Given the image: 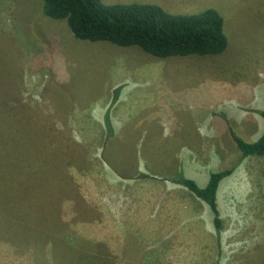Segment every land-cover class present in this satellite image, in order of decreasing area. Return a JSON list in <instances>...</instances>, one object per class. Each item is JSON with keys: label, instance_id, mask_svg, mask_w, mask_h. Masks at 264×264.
Masks as SVG:
<instances>
[{"label": "rangeland", "instance_id": "374dc122", "mask_svg": "<svg viewBox=\"0 0 264 264\" xmlns=\"http://www.w3.org/2000/svg\"><path fill=\"white\" fill-rule=\"evenodd\" d=\"M102 2L214 8L228 45L162 63L134 45L75 38L43 0H0V264H264V157L221 161L211 124L226 112L241 127L257 113L249 107L264 109V0ZM60 28L48 65L41 41ZM110 126L118 141L105 143ZM121 159L136 173L114 171ZM179 165L200 187L235 167L219 185L220 234L210 207L174 182Z\"/></svg>", "mask_w": 264, "mask_h": 264}, {"label": "trees", "instance_id": "16d2710c", "mask_svg": "<svg viewBox=\"0 0 264 264\" xmlns=\"http://www.w3.org/2000/svg\"><path fill=\"white\" fill-rule=\"evenodd\" d=\"M31 3H34V0H30ZM39 5L41 6L40 1ZM42 13L51 19H65L75 38L89 41H107L124 47L134 45L150 54L151 59L161 60L162 63H164L165 58L172 56H182L184 58L191 54L199 56L219 54L228 45L223 30V18L214 8H207L193 14H173L152 3L105 4L102 0H43ZM50 33H52L50 34L51 41H41V44L45 46L47 56L50 59L46 64L54 66L58 47L64 41V33L62 28L59 29V33L53 30ZM186 60L188 59H184L182 62ZM165 65H167L166 62ZM230 75H235L234 78L237 79L239 77V67L236 72H232ZM225 84L221 83V86ZM118 94V89H115L112 100H116ZM218 100L215 101V104H218ZM248 110L254 114L257 113L246 118L242 115L241 127L237 126L236 122L233 124V121L225 116L226 112H220V116L216 115V118L211 119L212 126L215 131L217 130L216 135L219 142L225 145V152L221 156V161L224 159L230 161L228 155L232 153L238 155L237 161L240 162L247 158L264 157V109L259 108L257 110L254 106L249 107ZM159 111L163 112L165 110H162L159 106ZM171 112L167 116H170ZM243 112H247V110ZM139 114L137 113L135 118H138ZM190 115L192 116V114ZM223 115L225 118H223ZM143 117H146V111ZM260 117L263 120V125L258 132V137L248 142L244 137L254 132L255 123ZM135 118L129 119L131 125L134 123ZM180 118H182L181 114ZM105 121L107 122V116H105ZM100 127L103 128V126L98 125L99 133L102 130ZM110 127L105 143L118 141L117 136L112 133L114 127ZM181 128L185 129L183 119L179 121V130ZM218 133L221 135H218ZM24 134L28 136V140L25 142L32 140L30 135ZM255 135L256 133L253 136ZM80 148H84V145ZM83 160L86 161L87 159L83 157ZM121 161V164L114 167L116 169L114 171L136 173L133 164L127 167L122 159ZM149 166L152 165L149 164ZM177 167L178 172L174 182L210 207L215 231L220 234L222 222L219 217L217 203L219 185L221 180L231 174L235 167L214 169V172L209 174L206 185L203 187H200L194 179L185 176L181 165ZM76 168L79 169L80 167L76 165ZM36 247L38 249L41 246L37 245ZM37 249L33 251H37Z\"/></svg>", "mask_w": 264, "mask_h": 264}, {"label": "crops", "instance_id": "0c3cea01", "mask_svg": "<svg viewBox=\"0 0 264 264\" xmlns=\"http://www.w3.org/2000/svg\"><path fill=\"white\" fill-rule=\"evenodd\" d=\"M137 113H138V112H133V114H132L131 117H128V116H127L126 118H127V119H129V118H130V119H134ZM123 116H126V115H123ZM109 117H110V116H109ZM132 126H133V128L135 127V125H133V124H132ZM263 127H264V125H263ZM219 144H220L222 147H225L224 143L219 142ZM219 149H220V148H219ZM220 150L224 151V149H220ZM224 152H225V151H224ZM190 166H191V165H190ZM188 177H190V178L193 177V178L195 179V181H197L196 178H195L194 176H188ZM203 178L205 179V178H206V175H203V176L200 177V179L204 180ZM204 181H205V180H204Z\"/></svg>", "mask_w": 264, "mask_h": 264}, {"label": "clouds", "instance_id": "9594fccd", "mask_svg": "<svg viewBox=\"0 0 264 264\" xmlns=\"http://www.w3.org/2000/svg\"><path fill=\"white\" fill-rule=\"evenodd\" d=\"M105 116H107V114L105 113ZM108 118H109V116L107 117V120H108ZM108 123V122H107ZM108 125H109V123H108Z\"/></svg>", "mask_w": 264, "mask_h": 264}]
</instances>
